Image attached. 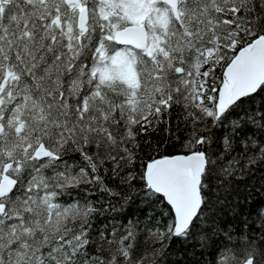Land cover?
Listing matches in <instances>:
<instances>
[{"label": "snow or ice", "instance_id": "snow-or-ice-1", "mask_svg": "<svg viewBox=\"0 0 264 264\" xmlns=\"http://www.w3.org/2000/svg\"><path fill=\"white\" fill-rule=\"evenodd\" d=\"M0 264H264V0H0Z\"/></svg>", "mask_w": 264, "mask_h": 264}]
</instances>
